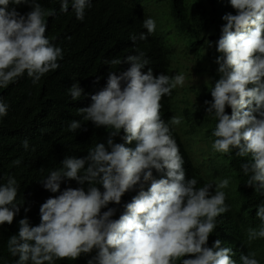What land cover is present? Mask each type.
Returning <instances> with one entry per match:
<instances>
[{
    "label": "trees",
    "instance_id": "obj_1",
    "mask_svg": "<svg viewBox=\"0 0 264 264\" xmlns=\"http://www.w3.org/2000/svg\"><path fill=\"white\" fill-rule=\"evenodd\" d=\"M81 1H39V6L52 24L38 31L39 40L27 45L28 38L25 45L35 47L39 42L41 47L52 49L51 53L33 61L24 60L30 55L27 51L0 58V264H86L84 261L67 262L73 257V252L68 236L60 231L64 216L58 208L66 209L69 206V200L64 197L79 190L84 181L72 179L71 167L60 164L58 160L64 155L84 154L85 148L79 142L71 141L73 136L68 129L92 108L93 90L96 87L92 80L105 70L100 54L104 59L132 54V59L147 62L156 73L166 72L161 73L159 78L161 90L164 91L174 77L172 65L174 68V63L182 60L177 59L178 49L173 47L172 40L182 37L188 48L191 51L195 48L196 54L201 53V60H204L203 54L208 49L195 47L193 43L196 37L206 36L205 32H217L218 25L226 32L230 22L233 24L235 19H240L247 28L254 29L258 25L255 31L259 36L253 41V50H245L235 56L234 72L242 78V87H247L244 82L248 75L244 74V70L264 66V19L261 22L263 28L259 20V14L262 13L264 17L262 3L233 0L230 15L228 2L231 0H197L202 3L200 6H194L188 0H100L99 4H94L92 11L97 12L101 19L95 20L94 17V20L87 22L91 32L87 41L90 43L73 47L82 32L66 27L67 24L62 22L69 18L63 13H56L63 5L71 6L72 3L79 7ZM150 4H160L161 8L157 9L159 13L151 14L148 10ZM164 11L167 12L166 22L161 15ZM193 13L196 16L194 20H199L204 27V33L199 36L190 27ZM100 25L104 28H99ZM125 27L131 32L124 35L116 32V28ZM92 44L98 50L97 56L89 52ZM218 52L214 59L208 60V71L211 73L213 70L210 76L216 80L218 93L212 92L206 97L207 83L202 79L199 85L192 86L193 98L186 102L189 129L184 131L183 138L176 134L172 142L177 143L189 164L190 176L183 181L191 186L186 197L201 187L211 192L215 188L211 183L218 182L220 187L216 192L223 196L222 186L226 181L230 190L226 195L232 197V201L228 202L229 216L236 235V242H231L230 247L241 264H251V258L256 264H264V192H261V185L253 177V170L258 167L256 160L264 158V152L260 146L248 150L251 165H247L241 156L237 140L243 111L236 105H229L235 100V88L241 89V86L236 80L232 83L227 81L224 71L226 48ZM164 54H168L167 57ZM78 59L83 64L81 75L76 80L56 81L74 75ZM143 61L137 63L140 79L159 77L145 70ZM56 66L60 68L50 74ZM199 66L201 68V63ZM130 72L132 70H129L127 77L133 80ZM140 79L133 80L131 86L135 87ZM222 91L225 95H221ZM67 96L72 102L68 101ZM173 97L164 101L165 116L171 111ZM191 107L202 112V117L197 112L192 113ZM206 108L215 109L221 115L209 118ZM259 114H252L253 121L264 119V99ZM49 117L52 118L48 121ZM224 119L229 122L223 123ZM49 130L53 132L51 140ZM190 140H207L210 149L187 150L184 142ZM109 162L111 157L107 156L96 160L95 164ZM73 166L80 169L83 163L74 160ZM259 171L264 177V170ZM226 172L229 174L223 178L221 174ZM231 202L237 203L240 209L235 211ZM101 214L104 219L96 214L89 217L106 226L100 241L103 262L130 264L131 254L145 253H132L143 234L138 231L130 212L110 204L101 210ZM179 215L180 211L168 226L159 231L156 264H170L183 256L179 249L168 243L164 263L162 251L168 235L170 240L177 237V229L171 227L178 222ZM219 233V229L215 231L216 235ZM194 254L199 264H208L205 256Z\"/></svg>",
    "mask_w": 264,
    "mask_h": 264
},
{
    "label": "clouds",
    "instance_id": "obj_2",
    "mask_svg": "<svg viewBox=\"0 0 264 264\" xmlns=\"http://www.w3.org/2000/svg\"><path fill=\"white\" fill-rule=\"evenodd\" d=\"M254 1L264 4L263 0H250V2ZM99 2L100 0H82L81 8L85 9L88 6L92 10L94 4ZM151 5L148 6V10L152 14ZM71 6L75 7L72 3ZM232 6L233 0L228 2L230 15H232ZM263 19L262 13L259 14L262 28ZM232 25L234 38H239L241 45L238 55L245 50H253V41L259 38L255 29L247 28L240 19H235ZM228 27L229 24L226 31ZM29 30L27 45H30L31 41L39 40L38 32H35L33 27H29ZM116 32L124 35L131 30L126 27L116 28ZM217 39L218 46L215 50L216 52L219 50V54L223 47L227 49L226 39L223 34L218 35ZM86 43L90 42L81 41L73 47H81ZM35 47H41L39 42ZM89 52L95 54L96 47L93 45ZM103 58L100 54L102 61ZM139 61L143 60L132 59V65L127 70L122 69L121 66L105 64L102 74L92 80L96 87L93 90L91 110L78 118L72 128L68 129V133L73 136L71 141L79 142L85 150L82 156L64 155L58 160L60 164L71 167L72 179L80 178L84 181V185L79 190H74L64 197L69 200V206L66 209L58 207L64 216V220L60 223V231L68 236L70 249L73 252V257L67 259V262L106 264L100 257L102 252L100 241L106 226L89 216L96 214L104 219L101 210L110 204H116L131 213L138 231L143 234L132 253H145L131 254L130 264H156V239L159 231L170 224L178 211H180L178 222L171 227L177 229V237L170 240L168 235L162 246L164 263L165 249L168 243H172L183 253V256L170 264H199L194 253L205 256L208 264H241L238 255L230 247L231 242H236V235L229 216L228 202L232 201V197L226 195L227 182L225 181L222 186L223 196L216 192L220 187L218 182V184L211 183L215 187L211 192L201 187L187 198L186 194L191 186L183 181L190 176L189 164L177 143L172 142L176 134L183 138L184 131L189 129L187 123L190 120L186 111V102L192 100L191 88L196 84L178 88L176 69V64L180 62L178 61L174 63V68L172 65V76H174L172 83L162 91L159 78L161 73L166 72L156 73L147 62L143 61V68L159 77L152 80L140 79L137 74ZM57 65L61 66V64ZM76 65L77 72L74 75L56 81L76 80L75 78H78L83 70L82 61L76 60ZM59 66L54 67L50 74L56 72ZM258 69L257 67L244 70V74L249 75ZM129 70H132L130 75L133 80H140L135 87L130 84L126 89L117 78L127 77ZM233 70H236V65L233 66ZM171 96H174L171 100L172 108L169 115L165 116L164 101ZM67 98L72 102L70 97ZM229 105H236L242 109L240 88H235V100ZM260 106L261 104L259 108ZM190 109L192 113L197 112L202 117V112L192 107ZM205 112L208 113L209 118L221 115L217 114V110L210 108H206ZM51 118L49 117L48 121ZM122 122L123 124L117 127ZM116 129L119 131L117 139L107 140L108 135ZM52 133L49 130L50 140ZM200 143H204L207 148L199 149ZM184 144L187 150L210 149L207 140L197 142L190 140ZM107 156L111 157V162L104 165L95 164L96 160ZM74 160L81 161L83 167L80 169L74 167ZM227 174L229 173L221 175L224 178ZM6 177L13 176L6 175ZM231 206L235 211L240 209L237 203L231 202ZM218 229L220 233L216 235L215 231ZM251 264H256L252 258Z\"/></svg>",
    "mask_w": 264,
    "mask_h": 264
},
{
    "label": "rangeland",
    "instance_id": "obj_3",
    "mask_svg": "<svg viewBox=\"0 0 264 264\" xmlns=\"http://www.w3.org/2000/svg\"><path fill=\"white\" fill-rule=\"evenodd\" d=\"M40 0H0V58L4 59L8 55H13L18 52L27 51V54H30L24 58V60H37L43 58L46 54L51 53L52 49L42 48V47H27L25 45V40L30 36L29 27L32 26L35 32L40 30H45L49 28L52 23H49V17L44 13V11L39 6ZM194 3V6H200L202 3L197 0H188ZM264 1V0H263ZM158 8H161L160 4L150 6V11L152 14L159 13ZM63 13L69 19L65 23L68 28H76L78 31L82 32V36L74 43L81 41H87L88 35L91 33L88 30L87 22L89 20L101 19L97 12H93L87 6L85 9L79 7H72L70 5H63L56 14ZM164 22L167 20V12L164 11L161 13ZM191 25L192 30L195 31L196 35H201L204 33V27L199 20L196 19L195 14L191 15ZM99 28H104L99 26ZM173 30V28H172ZM171 30V31H172ZM169 31V32H171ZM168 32V31H167ZM173 34V33H172ZM170 34L172 37L173 35ZM206 36L196 37L194 41L195 47L200 50L206 48L208 49L207 53H204V60H201L200 55L196 54L195 48L191 51L184 39L181 37L177 40H172L173 47L178 49L177 59H183L178 64H176V69L178 70L177 74V85L179 89H182L184 86L199 84V81L204 80L207 85L205 86V96L209 97L212 92L218 93L215 87V79L211 78V73H209V59H214L217 56L216 47L218 46L217 35L223 34L227 47L225 52V67L224 71L226 74L227 81L229 83L236 80L241 86L242 93V127L241 132L237 143L241 149V156L243 160L251 165L248 157L247 151L255 149L257 146H260L264 152V119L261 118L260 122H255L252 119V114H259V105L264 98V66L255 70L253 73L249 74L245 79L244 84L247 88L242 87V78L233 70V64L235 61V56L240 52L241 45L239 43V38H234V27L232 23H229L228 30L223 31L222 27L218 25L217 32H205ZM180 35V34H179ZM170 39H168L169 41ZM88 42V41H87ZM73 44V45H74ZM72 45V46H73ZM98 50L96 49L97 55ZM167 57L168 54H164ZM130 55H122L120 57H109L104 59L105 64L110 66H121L122 69L127 70L130 68L131 64ZM201 63V68L199 64ZM121 81L126 89L129 88L132 80L126 76L117 78ZM231 87V86H230ZM232 89V87H231ZM223 92V91H222ZM220 94V93H219ZM225 93L223 92V94ZM233 95V89H232ZM260 115V114H259ZM125 121V119H124ZM229 122L227 119L223 120V123ZM122 123L118 124L119 127ZM119 136V131L116 129L113 133L109 134L108 139L116 138ZM199 149H206L207 146L204 143L198 144ZM199 155H196L198 157ZM258 167H255L253 170V177L257 180L259 185H261V192H264V177L261 176L259 170H264V158L256 160ZM230 190H227L229 192ZM230 193V192H229Z\"/></svg>",
    "mask_w": 264,
    "mask_h": 264
},
{
    "label": "bare ground",
    "instance_id": "obj_4",
    "mask_svg": "<svg viewBox=\"0 0 264 264\" xmlns=\"http://www.w3.org/2000/svg\"><path fill=\"white\" fill-rule=\"evenodd\" d=\"M256 27H258V25H256ZM256 27H254V29H256Z\"/></svg>",
    "mask_w": 264,
    "mask_h": 264
}]
</instances>
